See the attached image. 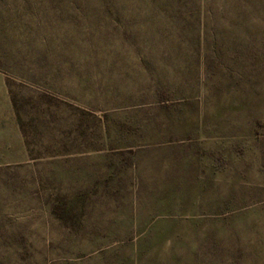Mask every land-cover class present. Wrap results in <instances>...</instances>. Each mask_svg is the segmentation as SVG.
Here are the masks:
<instances>
[{"label": "rangeland", "instance_id": "obj_1", "mask_svg": "<svg viewBox=\"0 0 264 264\" xmlns=\"http://www.w3.org/2000/svg\"><path fill=\"white\" fill-rule=\"evenodd\" d=\"M24 4L0 42V264H264L262 37Z\"/></svg>", "mask_w": 264, "mask_h": 264}, {"label": "trees", "instance_id": "obj_2", "mask_svg": "<svg viewBox=\"0 0 264 264\" xmlns=\"http://www.w3.org/2000/svg\"><path fill=\"white\" fill-rule=\"evenodd\" d=\"M12 1L14 0H0V42L3 44H5L4 34L14 27L16 19L20 17L19 10L11 8ZM128 1L38 0L34 3L33 0H25L24 8L30 15L37 8L47 21L63 17L120 19L126 14L149 19L161 17L170 22L175 20L183 22L185 23L182 27L183 31L194 30L196 34L211 35L220 30L222 34L227 31L254 33L262 37L259 44L264 46V0H136L130 5ZM220 21H223L221 27L217 26ZM253 42L252 44L256 47H261L258 41ZM216 44L217 41L210 42L209 47H215ZM1 46L0 48L4 51L5 49ZM208 59L207 55L205 60ZM161 103L166 104L163 100ZM53 213L59 216V208L55 207Z\"/></svg>", "mask_w": 264, "mask_h": 264}]
</instances>
